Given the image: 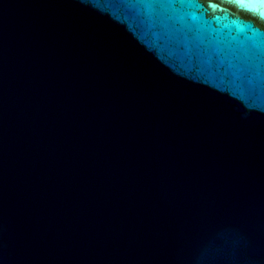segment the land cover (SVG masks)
<instances>
[{
  "label": "water",
  "instance_id": "95a60500",
  "mask_svg": "<svg viewBox=\"0 0 264 264\" xmlns=\"http://www.w3.org/2000/svg\"><path fill=\"white\" fill-rule=\"evenodd\" d=\"M0 264H264V0H0Z\"/></svg>",
  "mask_w": 264,
  "mask_h": 264
}]
</instances>
